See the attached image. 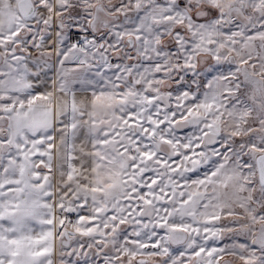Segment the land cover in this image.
I'll return each instance as SVG.
<instances>
[{"label":"snow or ice","instance_id":"6c2138e0","mask_svg":"<svg viewBox=\"0 0 264 264\" xmlns=\"http://www.w3.org/2000/svg\"><path fill=\"white\" fill-rule=\"evenodd\" d=\"M0 264H264V0H0Z\"/></svg>","mask_w":264,"mask_h":264}]
</instances>
